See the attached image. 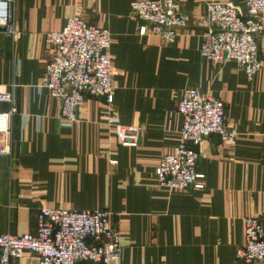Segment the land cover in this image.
Here are the masks:
<instances>
[{
  "label": "crops",
  "instance_id": "0c3cea01",
  "mask_svg": "<svg viewBox=\"0 0 264 264\" xmlns=\"http://www.w3.org/2000/svg\"><path fill=\"white\" fill-rule=\"evenodd\" d=\"M134 1L14 0L22 34L9 39L0 28V90L13 89L19 110L12 155H0V235L36 234L43 207L104 209L123 230L115 264H247L236 257L245 220L264 219V34L262 71L249 81L234 62L220 66L200 54L206 3L246 14L239 0H174L192 17L175 43L140 35ZM78 9L111 33L113 102L88 97L70 128L60 102L38 86L52 55L45 34L61 31ZM193 87L224 102L227 129L238 136L224 143L214 135L198 148L203 190L168 191L156 169L180 142L177 105ZM8 109L0 103V112ZM111 117L142 129L136 148L118 144ZM38 261L25 252L12 264Z\"/></svg>",
  "mask_w": 264,
  "mask_h": 264
},
{
  "label": "built area",
  "instance_id": "2783aa9c",
  "mask_svg": "<svg viewBox=\"0 0 264 264\" xmlns=\"http://www.w3.org/2000/svg\"><path fill=\"white\" fill-rule=\"evenodd\" d=\"M239 1L246 14L230 3H206V15L198 20L204 30L200 54L220 66L234 62L253 81L263 67L258 38L264 34V0ZM13 5L14 0H0V28L7 38L16 40L22 33L12 13ZM131 9L141 22L140 35L156 36L165 43H175L180 30L192 21L174 0H136ZM45 40L52 55L38 88L60 102L59 117L64 126L71 128L79 122L78 111L88 97L113 102L109 30L88 23L78 9L61 31L47 32ZM0 103L9 106L0 112V155L11 156L12 121L19 114L13 89L0 90ZM225 110L223 101L197 87L183 91L177 105L183 118L180 142L159 161L156 179L160 188H205L198 148L214 135L224 143H233L238 136L227 129ZM109 124L115 129L118 144L128 148L139 145L142 129L125 127L117 117H111ZM122 236V228L107 210L43 207L36 234L0 235V264H12L25 252L38 254V264H115L121 258ZM236 257L247 264H264L263 218L245 220L244 244Z\"/></svg>",
  "mask_w": 264,
  "mask_h": 264
}]
</instances>
